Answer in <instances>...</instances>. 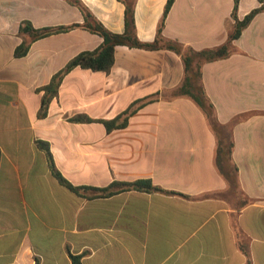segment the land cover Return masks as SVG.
<instances>
[{
	"label": "crops",
	"instance_id": "obj_1",
	"mask_svg": "<svg viewBox=\"0 0 264 264\" xmlns=\"http://www.w3.org/2000/svg\"><path fill=\"white\" fill-rule=\"evenodd\" d=\"M81 1L109 31L124 32L122 2ZM166 3L137 0L141 41L155 39ZM233 5L175 0L163 35L196 51L218 47L234 29ZM259 6L240 0L238 18ZM22 21L41 29L84 18L69 0H0V264H71L69 253L82 255L83 264H264V11L233 42L229 57L201 69L218 121L232 124L239 190L217 168V138L204 112L190 98L173 96L184 78L176 53L117 46L109 74L75 68L39 119L37 89L102 38L75 28L15 57ZM147 97L153 101L123 129L69 121L77 114L111 120ZM38 140L49 143L74 186L150 179L179 194H76L52 175Z\"/></svg>",
	"mask_w": 264,
	"mask_h": 264
},
{
	"label": "trees",
	"instance_id": "obj_2",
	"mask_svg": "<svg viewBox=\"0 0 264 264\" xmlns=\"http://www.w3.org/2000/svg\"><path fill=\"white\" fill-rule=\"evenodd\" d=\"M125 5V30L123 33H114L109 31L82 3L81 0H69L81 11L84 21L82 24H74L69 26H58L50 28L36 29L31 22L22 21L19 26V35L22 37L21 43L15 49V57H24L28 54L31 45L42 38L53 34L68 32L75 28H82L90 33L96 34L102 38V43L92 51H83L70 59L68 63L57 73H55L50 82L37 89L42 93L38 118L47 117L51 102L59 95L60 86L64 78L75 68L91 70L93 72H103L109 74L115 63V48L117 46H125L128 48L142 49L146 51L168 50L176 53L184 64V78L181 85L175 89L173 96H186L193 100L204 112L207 123L217 138V154L215 163L219 171L225 176L233 189L239 190L237 182V167L232 161V151L234 143L232 140L231 126L232 124H221L216 115L215 107L209 97L206 95L202 84V66L206 63L229 57L234 52L233 42L237 40L243 30L251 23L253 18L260 12L264 11V0H258L260 6L253 9L243 19L237 16L240 0H233L232 18L234 19V29L229 34L227 41L215 48L203 49L196 51L179 41L164 37L163 30L167 16L175 2V0H167L163 15L158 23L157 33L152 42L141 41L137 35V27L135 21V7L137 0H119ZM153 101V97L142 98L133 101L127 109L118 114L111 120L92 119L87 115L77 114L69 119L74 123H102L107 132L126 128L129 118L136 114L140 109ZM37 146L46 154L49 168L55 179L70 191L83 195L87 192H98L100 196L107 197L125 191L138 192H164L171 194H179L161 189L153 184L150 179H141L133 182H113L108 187L96 189L88 186L72 185L57 168L50 145L46 141H37ZM225 161L231 165V169L225 166ZM181 195V194H180ZM71 264H83L82 255H74L69 253ZM35 264H39L36 262Z\"/></svg>",
	"mask_w": 264,
	"mask_h": 264
},
{
	"label": "rangeland",
	"instance_id": "obj_3",
	"mask_svg": "<svg viewBox=\"0 0 264 264\" xmlns=\"http://www.w3.org/2000/svg\"><path fill=\"white\" fill-rule=\"evenodd\" d=\"M211 129V128H210Z\"/></svg>",
	"mask_w": 264,
	"mask_h": 264
}]
</instances>
